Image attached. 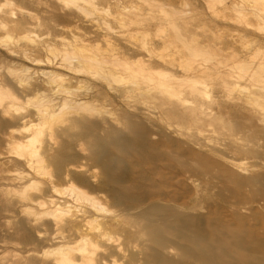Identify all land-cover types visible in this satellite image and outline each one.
<instances>
[{"label": "rangeland", "instance_id": "obj_1", "mask_svg": "<svg viewBox=\"0 0 264 264\" xmlns=\"http://www.w3.org/2000/svg\"><path fill=\"white\" fill-rule=\"evenodd\" d=\"M14 1L16 9L0 0V20L22 23L11 32L17 55L0 43V72L22 65L35 71L55 69L69 80L59 84L62 88L35 78L30 81L35 90L16 87L19 107L34 110L31 119L24 121L15 109L10 115L0 113V264H62L55 249L63 243L78 245L83 236L91 242L86 256L74 252L79 264H264V113L255 110L264 93V18L259 15L264 0H97L100 14L84 4L98 12L92 15L90 10L84 15L64 10L53 0ZM38 20L45 24L37 29ZM6 34L0 29L3 39ZM76 37L92 45L91 52L83 48L76 53H97L109 61L115 51L123 64L132 61L135 66L153 60L145 74L157 80L174 72L177 99L185 97L186 107L203 108L206 115L200 113V119L198 112H169L164 88L157 86L152 94L138 71L124 72V80L112 84L117 88L135 78L140 89L114 93L102 80L46 61L66 45L73 51L69 42L78 41ZM33 39L41 42L35 50ZM145 42L149 50L142 48ZM24 51L44 62L23 57ZM201 66L216 71L198 73ZM67 89L88 95L89 103L74 115L77 124L70 117L76 111L57 108L40 131L43 118L36 108ZM34 97L41 99L39 104L30 100L37 101ZM29 126L32 132L25 130ZM37 133L42 135L35 145L44 160L30 166L15 151ZM75 187L103 208L71 194ZM52 201L64 211L42 214L55 210ZM72 223L79 231L77 225L67 227Z\"/></svg>", "mask_w": 264, "mask_h": 264}, {"label": "bare ground", "instance_id": "obj_2", "mask_svg": "<svg viewBox=\"0 0 264 264\" xmlns=\"http://www.w3.org/2000/svg\"><path fill=\"white\" fill-rule=\"evenodd\" d=\"M5 1V3L7 4V5H10L11 7H15V5L17 4L14 0H4ZM22 1H25V0H22ZM96 1L97 0H53V3H59L60 5H61V8L62 9H66V8H69V9H74V11L76 10L77 12H79V13H83V15L85 14V12H87V11H89L88 10V8L86 9V7L89 5H84L85 3H90L91 5H89L88 7H90V6H93V9L94 10H96V11H98L99 12V7L100 6H98V5H100V4H97L96 3ZM110 1V0H109ZM108 1V2H109ZM254 1V0H253ZM256 1H258V0H256ZM262 1V0H261ZM255 2V1H254ZM98 3H99V1H98ZM259 3H260V0H259ZM263 3H264V1H263ZM262 4V3H261ZM35 5V4H34ZM110 5V4H109ZM257 5V4H256ZM260 5V4H259ZM18 6V5H17ZM44 6H45V4H44ZM49 7V6H48ZM19 8H21V6L19 7ZM90 8H92V7H90ZM102 8V7H101ZM125 8H127V7H125ZM15 9H16V7H15ZM14 9V10H15ZM24 9V8H23ZM22 8H21V10H23ZM56 9V8H55ZM108 9V8H107ZM12 11V13H11V17H15V15H16V10L15 11ZM18 10V9H17ZM20 10V9H19ZM20 10V11H21ZM27 10V9H26ZM73 11V10H72ZM72 11H71V13H72ZM91 11L93 12V10L91 9L90 10V12H88V14H90V15H92L91 14ZM110 11V10H109ZM130 11V10H129ZM11 12V11H10ZM24 12H27V11H25V9H24ZM95 12V11H94ZM93 12V13H94ZM98 12H95V14L97 13L98 14ZM101 12H103V11H101ZM141 12V11H140ZM252 12V11H251ZM262 12V11H261ZM263 12H264V10H263ZM256 14L257 13H260V12H255ZM26 14V13H25ZM75 14V13H74ZM88 14H86L87 15V17H88ZM99 14H100V12H99ZM112 14V13H111ZM118 14V13H117ZM128 14H129V12H128ZM214 14V13H213ZM140 15V14H139ZM259 15H261V17H263L264 18V13H263V16H262V13L261 14H259ZM64 16V15H63ZM62 16V17H63ZM93 16H94V14H93ZM142 16V15H141ZM256 16H258V15H256ZM8 17H10V15L8 16ZM59 17H61V16H59ZM65 17V16H64ZM91 17V16H90ZM4 18V17H3ZM89 18V17H88ZM112 18V17H111ZM82 19V18H81ZM114 19V18H113ZM262 19V18H261ZM3 20V19H2ZM2 20H0V29H4V31L7 33L6 34V36H5V39H3V36H0V43H2V45H4L5 47H6V50L8 51V53H10V54H14V55H17V50L16 49H14V48H12L11 47V42H12V39H14V37H12L13 35H11V32H12V30L14 29L15 30V28H19V26H22L21 24V22H20V20L18 21H16V19L14 20L13 18H11V20L9 19V21L7 20V22L4 20V22L2 21ZM83 20V19H82ZM102 20V19H101ZM262 20H264V19H262ZM56 22V21H55ZM108 22V21H107ZM37 29L38 28H41V26H44V24H45V22L43 23L42 22V20H38L37 22ZM125 23V22H124ZM107 24V23H106ZM24 25V24H23ZM112 25V24H111ZM111 25H108L109 26V30L111 31L112 30V33H113V31H116V30H114L115 28L114 27H112ZM60 26V25H59ZM64 28V27H63ZM108 28V27H107ZM223 28V27H222ZM34 29H36L35 27H34ZM34 29H33V31H34ZM29 31H32V30H30V28L28 29ZM25 33V32H24ZM34 33H35V31H34ZM99 33V32H98ZM45 34V33H44ZM30 34H28V36H29ZM32 35H30V37H31ZM33 36H36V35H33ZM47 36V35H46ZM160 36V35H159ZM18 39H19V37H17ZM24 38H29V37H27L26 35L24 36ZM38 38V37H37ZM16 39V38H15ZM21 39V38H20ZM19 39V40H20ZM76 39L78 40V41H75L74 40V42L73 41H71V42H69V43H71V46L73 45V47L75 48V49H73V51H71V52H68L69 50H70V48H69V50L67 49V45H66V47H64V49H63V52L62 53H59V54H57L55 57H54V59H51L50 57H48V59L46 60V61H48V63H52V65L53 64H55L54 66H60V67H66L67 69L69 68V69H72V70H74L75 72H77V73H79V74H81V75H87V76H89V77H91V78H96V79H99V80H102L103 82H106V83H108L109 85H110V88L112 89V91L114 92V93H119L120 91L121 92H123V93H129L130 91L132 92V90H135V89H137V88H141V85H142V83H140V80L138 79H130L129 81H126V82H123L122 84L124 85L123 87H122V84H121V86H118V87H120V88H116V87H114L113 85L114 84H112V82L113 81H119V82H121L122 80H124V76L122 75V73H126V72H128V74H129V72L131 73V72H133V73H137V71L138 72H140V73H142L141 75H144L145 76V80H147V83L146 84H144V85H147L148 87H150L149 89L151 90V92H153L152 94H154V95H156V91H154V88H157V86L158 87H163L164 88V97L168 100V106H169V108L167 109L169 112H171V113H173V114H182L183 112H184V114H185V112L186 111H189V112H193V113H195V112H198L199 114L201 113H205V115H206V110L205 109H196V108H188V107H186V106H188L187 104H185V102H186V99H185V97L184 98H181L180 100L179 99H177V95H178V93L177 94H175L173 91H175V82H173L174 80H175V77H176V74H173L174 72H171V73H169L168 75L166 74H162L163 76V78H166V80L164 81V80H160L159 78H158V80H157V78H154V77H149L148 75L146 76V72L145 71H147L148 69H150V70H152L151 69V67L153 66H151V67H149L148 66V64L149 63H151L150 61L147 63V61L145 60H141V61H139V62H137V65L138 66H135V64L134 63H136V62H132L131 61V63H128V62H124L125 64H123L122 62H121V55H119V53H117V52H115L114 51V53H113V56H114V58H113V60H107V59H104V58H102V56L100 57L97 53L96 54H93V53H90V54H86V53H83V54H81V53H78V51H77V53H76V50H82L83 51V48L84 49H86V51L87 50H92V47H91V49H88L90 46H92L91 45V43H87L88 41V39H85V38H82V37H76ZM108 39V38H107ZM3 42H2V41ZM17 40V39H16ZM22 41H19V42H23V39H21ZM29 40V39H28ZM18 41V40H17ZM65 41V40H64ZM4 42H6V43H4ZM27 42V41H26ZM26 42H24L25 44H26ZM66 42V41H65ZM64 42V45L66 44ZM4 43V44H3ZM15 43H16V41H15ZM18 43V42H17ZM32 43H33V49L35 50L36 48H37V46L38 45H40L41 44V42H35V40L33 39V41H32ZM75 43V44H74ZM264 43V42H263ZM10 44V45H9ZM24 44V45H25ZM27 44H28V42H27ZM26 44V45H27ZM144 44V47H142V48H145L146 49V42L145 43H143ZM13 45V44H12ZM51 44H49L48 46H50ZM89 46V47H88ZM99 46V45H98ZM143 46V45H142ZM146 46V47H145ZM77 47V48H76ZM48 48V47H47ZM50 53H53V50L54 49H52V47L50 46ZM148 48H150V47H147V50H149ZM33 49H32V52H33ZM58 49V48H57ZM99 49V48H98ZM40 50V49H39ZM48 50V49H47ZM115 50V49H114ZM37 51V50H36ZM94 51V50H93ZM113 51V50H112ZM31 52V51H30ZM29 52V53H30ZM91 52V51H90ZM152 51L150 50V53H151ZM29 53H27V52H25L24 51V53H23V57H25V58H27V59H29V60H32L34 63H41V62H44L41 58H37V57H31L30 55H29ZM111 53V52H110ZM109 53V54H110ZM148 53V52H147ZM149 53V54H150ZM31 54V53H30ZM112 54V53H111ZM151 55L152 54H150L149 55V57H151ZM112 56V57H113ZM153 56V55H152ZM58 57H61L60 58V60L58 61ZM155 57V56H154ZM154 57H152V59L154 58ZM159 57H162V56H159ZM165 57V56H164ZM164 57H163V59H164ZM53 58V57H52ZM57 58V59H56ZM117 58H120V61L117 59ZM157 58V57H156ZM125 59V58H124ZM150 59V58H149ZM167 59V58H166ZM166 59H164V60H166ZM11 61V60H10ZM15 61V60H14ZM13 60H12V63L14 62ZM169 61V63H170V60H168ZM254 61V60H253ZM129 62H130V60H129ZM166 62V61H165ZM16 64V63H15ZM44 64V63H43ZM46 64V63H45ZM225 64V63H224ZM224 64H223V66H224ZM249 64H250V62H249ZM24 65V64H23ZM177 65V64H176ZM238 65V64H237ZM258 65V64H257ZM260 66H261V63L259 64ZM135 66V67H134ZM207 66V65H206ZM239 66V65H238ZM242 66V65H241ZM251 65H249V67H250ZM137 67V68H136ZM237 67V66H236ZM249 67L247 66L246 68H245V70L248 68L249 69ZM262 67H263V65H262ZM3 68V67H2ZM7 68V71H6V73H4L3 71H5V69L4 70H1L2 72H0V113H3V114H12V112H13V109H15L14 111L18 114V115H22L21 117H25L23 120L25 121V119H26V117H29L30 115H34L33 113H34V110H29V108L27 107V106H25V104H24V107L22 106V107H19L20 105H18V103H20V102H18L19 100H21L20 98H19V96H17V91H16V93H15V89L16 90H18L16 87H20V91L21 92H29V91H32V89H33V86H34V83L32 84V82H30L31 80H33L34 78L35 79H37L38 81L40 80L43 84H46V85H48V86H55V85H59V84H61V82L62 81H65V80H69V76H65L64 77V73H62V72H60V71H58V70H55V69H40V70H32V67H30V66H20V67H15V65L13 66V65H10V66H8V67H6ZM238 68V67H237ZM251 68H252V66H251ZM254 68V67H253ZM257 68V67H256ZM208 68H206V67H200V68H198V73L200 72V73H205V74H209L208 72V70H210V68L207 70ZM235 69V68H234ZM241 69V68H240ZM247 69V70H248ZM124 70V71H123ZM244 70V69H243ZM246 70V71H247ZM35 71V72H34ZM123 71V72H122ZM157 71H159V70H157ZM195 71V70H194ZM194 71H193V73H194ZM213 70H210V72H212ZM216 71V70H215ZM215 71L214 72H212L213 74L215 73ZM230 71V70H229ZM249 71V70H248ZM251 71V70H250ZM252 71H255L254 69L252 70ZM257 71H258V69H257ZM256 71V72H257ZM32 74H31V73ZM166 72H167V70H166ZM217 74H219L218 72H216ZM237 73V72H236ZM246 73H248V72H246ZM264 73V72H263ZM263 73L262 74H260V78L262 77L263 78V76H261V75H263ZM138 74V73H137ZM220 74H221V72H220ZM228 74H230V73H228ZM232 75H233V73H231ZM230 74V75H231ZM252 74V73H251ZM134 74H132V75H130L131 77H136L135 75L133 76ZM151 75V74H150ZM209 75H212V74H209ZM249 75V74H248ZM28 76V77H27ZM72 76V75H71ZM123 76V77H122ZM243 76V75H242ZM251 76V75H250ZM29 79L28 81H27V79ZM230 77H233V76H230ZM237 77H238V75H237ZM237 77H235V79H233V82L234 81H236V78ZM188 78H190V77H188ZM187 78V79H188ZM197 78V77H196ZM234 78V77H233ZM239 78V77H238ZM238 78H237V81H238ZM34 79V80H35ZM81 79V78H80ZM252 79V78H251ZM256 79V78H255ZM258 79V78H257ZM33 80V81H34ZM79 81V80H78ZM176 81V80H175ZM261 81H263V80H261ZM69 82V81H68ZM196 82V81H195ZM229 82V81H228ZM227 82V83H228ZM232 82V81H231ZM232 82V84H234ZM259 82V81H258ZM257 82V83H258ZM264 82V81H263ZM27 83H28V86H25V85H27ZM64 83V82H63ZM89 83V82H88ZM236 84H237V82H235ZM253 83V82H252ZM259 84V83H258ZM261 85L263 84V83H260ZM259 84V86H261ZM62 85V84H61ZM254 85V84H253ZM256 85V84H255ZM60 86V85H59ZM235 86V85H234ZM238 86H240V85H238ZM263 86V85H262ZM261 86V88H263ZM28 87V88H27ZM61 87V86H60ZM63 87V86H62ZM61 87V88H62ZM36 88V87H35ZM39 88V87H38ZM37 88V89H38ZM134 88V89H133ZM259 88V87H258ZM120 89V90H119ZM248 89V88H247ZM33 90H35V89H33ZM64 90H65V88H64ZM63 90V91H64ZM68 90V89H67ZM38 91V90H37ZM41 91V90H40ZM40 91H38L39 93H37V94H39V96L38 97H40ZM72 91V90H71ZM158 91V90H157ZM250 91V94H254V93H256L255 91H254V93L253 92H251L252 91V89L251 90H249ZM262 91L264 92V89H262ZM58 92V91H57ZM60 92V91H59ZM67 92H69V90L67 91ZM66 91L65 92H61L62 94H66L67 93ZM75 92V91H74ZM120 92V93H121ZM178 92V91H177ZM198 92V91H197ZM43 94H44V92H42ZM61 93H57V97H53V99H48V104H47V102L46 103H44V105L43 106H45L46 104V108L45 107H41V105H40V107L39 108H36V114L38 115V116H40V118H43V120H42V122L40 121V123H39V126H37V128H39L40 129V131H41V129L43 128V126H44V124H47V123H44L43 121L44 120H46V118L49 116L50 117V113H52L53 114V116L55 115L54 113H56L57 112V108H59L60 109V111L63 109V112L65 111V108H68L70 111H76L75 112V114H73L72 116H70L71 118H72V120L71 121H73V119H74V115H77V114H79V107H83L85 104H87V103H89V101H86V97L85 96H88L87 94H83V93H81V95H78V93L76 92V94L75 93H73V91H72V93L71 92H69L68 93V95H65L64 94V100H62L61 98ZM71 93V94H70ZM88 93V92H87ZM150 93V92H149ZM180 93H181V95H182V97H183V95L184 94H186L187 92L184 90V91H180ZM192 93V92H191ZM24 94V93H23ZM59 94H60V96H59ZM70 94V95H69ZM257 94V93H256ZM261 94V93H260ZM259 94V95H260ZM121 96H124V95H122V94H120ZM128 95V94H127ZM126 95V96H127ZM246 95V94H245ZM42 96V95H41ZM90 96V95H89ZM174 96H176L175 98L176 99H174ZM256 95H253V97L254 98H256L255 97ZM263 96H264V93L260 96L262 99H263ZM242 97H245V96H242ZM259 97V98H260ZM32 98V97H31ZM30 98V100L31 101H33V102H35V103H38L39 104V100H41V99H39V100H37L35 97V99L37 100V101H35V100H32ZM50 98H52V97H50ZM178 98H179V96H178ZM251 98V100H249V101H251L252 102V97H250ZM253 98V99H254ZM258 98V97H257ZM256 98V99H257ZM258 98V99H259ZM260 98V99H261ZM46 99V98H45ZM170 99V100H169ZM249 99V98H248ZM260 100V102H259V100L257 101V102H259L258 104H259V106H260V108H258V107H256V109H255V107H254V109L256 110V112H258V113H260V114H262V113H264V110L263 111H261V109H264V99L263 100ZM27 100H28V97H27ZM29 100V101H30ZM29 101H27V102H29ZM188 101V100H187ZM254 101V100H253ZM256 101V100H255ZM256 102V103H257ZM31 103V102H30ZM30 103L28 104V106L30 107ZM35 103H32V105H34ZM50 103V104H49ZM253 103V102H252ZM26 104V105H27ZM40 104H43V102L42 103H40ZM22 105V104H21ZM31 105V106H32ZM36 105V104H35ZM186 105V106H185ZM253 105V104H252ZM18 106V107H17ZM39 106V105H38ZM28 108V110H26L27 108ZM35 107H37V106H35ZM32 108V107H31ZM34 108V107H33ZM22 109V110H21ZM58 109V110H59ZM67 110V109H66ZM60 111H58V112H60ZM67 112H68V110H67ZM212 112V111H211ZM66 113V112H65ZM69 113V112H68ZM67 113V114H68ZM71 113L72 112H70L68 115H71ZM35 114V115H36ZM58 114V113H57ZM187 114V113H186ZM201 114L200 115H198V117L201 119L202 117H201ZM183 115V114H182ZM189 115V114H188ZM212 115V114H211ZM258 115V114H257ZM52 116V115H51ZM204 116V115H203ZM263 117V116H262ZM259 118L260 120L262 119L263 120V118ZM30 119L32 118V117H29ZM197 118V117H196ZM78 119H79V117H78ZM207 119V118H206ZM70 120V119H69ZM196 120V119H195ZM197 121V120H196ZM46 122V121H45ZM41 123H43L42 124V128L40 127L41 125ZM75 123L76 122H72V124L73 125H75ZM3 124H7V121H4L3 122ZM37 124V123H36ZM77 124V123H76ZM31 128L33 129V128H35V124H34V126L31 124ZM45 127V126H44ZM47 127V126H46ZM48 127L49 128H51L52 126H49L48 125ZM47 127V128H48ZM30 128V126H29V128L28 127H26V131H27V129L28 130H31V132H32V129ZM53 129H55L54 127H52ZM70 130V129H69ZM37 132V130L35 131V133ZM43 132V131H42ZM39 133V132H38ZM37 133V134H38ZM37 134H34V135H32L31 136V138L27 141V142H20V143H22V144H18L19 145V149H17L16 150V148L18 147H16V148H14L15 150V153H16V156H20V157H23V159L25 158L26 159V161H28L29 162V165L31 166L32 164H33V162H36L37 161V159L38 160H40V161H42L43 162V160H44V158H42V157H40L39 155H38V150H37V148H36V145H35V143H37L38 142V140L40 139V136L42 135V133L41 134H38V136H35V135H37ZM39 137V138H38ZM37 141V142H36ZM249 141V140H248ZM40 142V141H39ZM103 142V141H102ZM101 142V143H102ZM97 144V143H96ZM103 144H104V142H103ZM248 145V144H247ZM96 146H98L99 147V145L97 144ZM100 147H102V146H100ZM13 153V152H12ZM14 154V153H13ZM44 156V155H43ZM19 157V158H20ZM59 158V157H58ZM58 158H56L57 159V161L59 160ZM94 158H96V160L99 162H101L102 161V157L100 156V155H95V157ZM63 159L64 158H62V157H60V162H62L63 161ZM46 161V160H45ZM51 161V160H50ZM53 161V160H52ZM56 161V162H57ZM105 162V161H104ZM59 163V162H58ZM105 166H107V167H109L108 166V164H106V162H105ZM34 168V167H33ZM43 168V167H42ZM73 188V187H72ZM71 194H76L78 197H80V198H83L88 204H90V205H92L93 207H96V208H103L102 207V204L96 199V198H94V197H91L89 194H87L86 192H84V191H82V190H80V189H78V188H74V189H71ZM76 197V196H75ZM79 199V198H78ZM53 203H54V206L53 207H55V210H52V211H49V210H47V211H44L42 214H44V215H54V216H58V212H62V211H64V209L63 208H61L59 205H58V203H56V202H54V201H52ZM29 210V209H28ZM30 213V212H29ZM60 220V219H59ZM60 223V222H59ZM71 223V222H70ZM58 224V223H57ZM56 224V225H57ZM77 225V224H76ZM74 223H72V224H69V225H67V227H69V228H71V227H73V226H76ZM58 226V225H57ZM77 230L79 231V227H78V225H77ZM71 230V229H70ZM72 231V230H71ZM184 235H186V234H184ZM30 237V235L28 234L27 236H26V238H29ZM90 240L86 237V236H83V238H82V240H81V242L78 244V245H71V243L69 242V243H63L62 245H60L57 249H55V252H54V255H55V258H56V261L57 262H59V263H62V264H79V263H77V260H76V255L74 254V252L75 251H79V252H82L81 254L83 255V256H86V251H88L89 249H87V246L88 245H90ZM195 246V245H194ZM197 247V246H196ZM220 248V247H219ZM194 249V248H193ZM204 249V248H203ZM202 249V250H203ZM243 249H244V247H243ZM234 250V249H233ZM219 251V250H218ZM245 251V250H244ZM198 252V251H197ZM230 252V251H229ZM242 252V251H241ZM218 253V252H217ZM232 253V252H231ZM197 254V253H196ZM214 254V253H213ZM245 254V253H244ZM191 255H192V253H191ZM209 255V254H208ZM230 255V254H229ZM232 255V254H231ZM235 255V254H234ZM243 255V254H242ZM242 255H241V257H242ZM92 256V255H91ZM188 256V255H187ZM222 256H224V255H222ZM192 257H193V255H192ZM220 257V256H219ZM227 257V256H226ZM238 257V256H237ZM212 258V257H211ZM215 258V257H214ZM221 258V257H220ZM231 258V257H230ZM227 259V258H226ZM225 259V260H226ZM94 260V259H93ZM224 260V259H223ZM231 260V259H230ZM229 260V261H230ZM233 260H234V258H233ZM222 261V260H221ZM232 261V260H231ZM234 261H236V259L234 260ZM253 262H255V261H253ZM230 263V262H229ZM235 263V262H234ZM233 263V264H234ZM238 263V262H237ZM246 263V262H245ZM158 264H164V262H161V261H159L158 262ZM212 264V263H211ZM226 264V263H225ZM231 264V263H230Z\"/></svg>", "mask_w": 264, "mask_h": 264}]
</instances>
